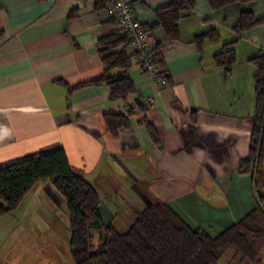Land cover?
Here are the masks:
<instances>
[{"label":"crops","instance_id":"obj_1","mask_svg":"<svg viewBox=\"0 0 264 264\" xmlns=\"http://www.w3.org/2000/svg\"><path fill=\"white\" fill-rule=\"evenodd\" d=\"M173 1L133 0L167 84L132 60L127 76L135 91L113 100L105 83L79 86L103 74L98 42L119 33L105 0H0V168L62 148L73 173L97 190L106 226L126 233L145 208L167 203L214 238L255 208L253 182L239 164L250 149L264 0L216 10L196 0L179 20L178 40L156 27L157 11ZM243 12L257 25L237 32ZM225 48L234 61L219 66ZM108 114L129 115L128 126L112 133ZM23 204L27 211L9 221ZM39 204L49 212L66 206L49 181L37 183L0 216V264H26L27 230L40 231L46 218L45 210L34 215ZM259 258L250 263L229 249L217 264H264V249Z\"/></svg>","mask_w":264,"mask_h":264},{"label":"trees","instance_id":"obj_2","mask_svg":"<svg viewBox=\"0 0 264 264\" xmlns=\"http://www.w3.org/2000/svg\"><path fill=\"white\" fill-rule=\"evenodd\" d=\"M195 1L174 0L159 9L156 27L162 28L171 40H178L179 20L184 12L195 7ZM207 1L216 10L255 0ZM256 25L253 13L243 12L235 30L242 32ZM98 45L104 72L79 86L105 83L113 100H126L135 91L127 76L133 57L128 50V38L122 33L113 34L101 38ZM156 58L162 68L157 55ZM233 61V52L228 48L217 56L219 66ZM253 63L257 68L256 109L249 155L240 161L239 171L251 177L255 208L217 237H211L202 229H192L167 203L145 208L126 233H118L102 222L97 190L83 176L73 173L62 148L40 152L0 168V216L14 212L37 183L49 181L66 204L73 264H217L229 249L246 261L257 263L264 249V189L260 192L264 185V54L255 57ZM163 74L167 78L166 73ZM128 116L106 115L109 131L116 133L119 128L127 127ZM147 129L157 141L153 126L147 124ZM95 233L98 234L97 245L94 244Z\"/></svg>","mask_w":264,"mask_h":264},{"label":"rangeland","instance_id":"obj_3","mask_svg":"<svg viewBox=\"0 0 264 264\" xmlns=\"http://www.w3.org/2000/svg\"><path fill=\"white\" fill-rule=\"evenodd\" d=\"M262 189L263 186L260 188V192L263 193ZM25 205L23 204L20 209L12 213L8 218L9 221L20 218L22 213L27 211ZM44 210L46 218L43 219L44 223H41L42 229L35 232L27 230L33 233V237L31 241H27L26 264H73L69 247L71 233L66 206L55 205L54 210L49 212L43 204H39L35 207L34 215ZM24 223L27 224V219ZM14 225V227L19 226L15 223ZM130 227L129 225L124 227L123 232H127ZM97 239L98 237L95 235V245H97Z\"/></svg>","mask_w":264,"mask_h":264},{"label":"built area","instance_id":"obj_4","mask_svg":"<svg viewBox=\"0 0 264 264\" xmlns=\"http://www.w3.org/2000/svg\"><path fill=\"white\" fill-rule=\"evenodd\" d=\"M108 3L106 12L116 23L119 33L128 38V50L133 54L132 60L136 61L142 69L160 86L167 84L165 72L157 63L155 46L151 44V36L140 23L133 9V0H105ZM153 103V100H148ZM128 108H124L127 115Z\"/></svg>","mask_w":264,"mask_h":264}]
</instances>
